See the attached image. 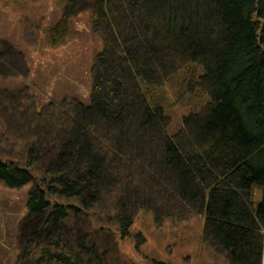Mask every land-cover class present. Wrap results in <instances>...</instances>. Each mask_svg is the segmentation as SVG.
I'll return each instance as SVG.
<instances>
[{"label": "trees", "instance_id": "obj_1", "mask_svg": "<svg viewBox=\"0 0 264 264\" xmlns=\"http://www.w3.org/2000/svg\"><path fill=\"white\" fill-rule=\"evenodd\" d=\"M84 11L102 44L88 104L0 88V183L33 184L13 264H107L140 212L201 217L229 264H264V0H65L51 47ZM8 62L0 47V80L24 79Z\"/></svg>", "mask_w": 264, "mask_h": 264}, {"label": "rangeland", "instance_id": "obj_2", "mask_svg": "<svg viewBox=\"0 0 264 264\" xmlns=\"http://www.w3.org/2000/svg\"><path fill=\"white\" fill-rule=\"evenodd\" d=\"M64 2L0 0V47L10 58L8 67L14 69L21 65V77L24 78L15 83L12 78L3 77L0 88L22 84L33 87L31 90L38 94L41 104L66 96L89 103L90 68L95 54L102 47L101 39L92 31L90 15L84 11L69 21L67 39L51 47L48 31L59 20ZM11 71L7 73L16 75ZM166 86V108L178 123L188 105L177 100L175 91L169 88L170 85ZM32 186L27 184L20 189H9L0 183V264H13L22 253L17 239L18 227L20 219L26 215L25 201ZM202 221L201 217H190L158 227L146 213L140 212L135 217L131 236L118 241L119 259L112 257L106 262L229 264L201 239ZM120 258L127 263L120 262Z\"/></svg>", "mask_w": 264, "mask_h": 264}, {"label": "bare ground", "instance_id": "obj_3", "mask_svg": "<svg viewBox=\"0 0 264 264\" xmlns=\"http://www.w3.org/2000/svg\"><path fill=\"white\" fill-rule=\"evenodd\" d=\"M212 249H213L214 252H216L218 254H221L224 257V259L229 263L228 259L224 256V254H222L221 252H218V251L214 250V248H212Z\"/></svg>", "mask_w": 264, "mask_h": 264}]
</instances>
